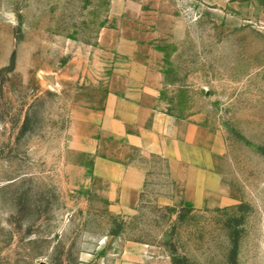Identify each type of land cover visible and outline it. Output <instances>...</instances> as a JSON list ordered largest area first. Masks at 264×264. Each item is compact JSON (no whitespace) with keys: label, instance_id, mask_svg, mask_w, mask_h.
I'll return each mask as SVG.
<instances>
[{"label":"rangeland","instance_id":"obj_1","mask_svg":"<svg viewBox=\"0 0 264 264\" xmlns=\"http://www.w3.org/2000/svg\"><path fill=\"white\" fill-rule=\"evenodd\" d=\"M131 73L207 128L226 203L169 202L151 154L109 209L101 112ZM0 264H264V0H0Z\"/></svg>","mask_w":264,"mask_h":264},{"label":"crops","instance_id":"obj_2","mask_svg":"<svg viewBox=\"0 0 264 264\" xmlns=\"http://www.w3.org/2000/svg\"><path fill=\"white\" fill-rule=\"evenodd\" d=\"M146 74H127L132 80L141 79L142 85H127L116 92L117 102L110 94L101 112V126L106 131L100 140L104 150L95 157L93 166L109 209L128 210L136 203L149 172L144 157L151 154L167 160L174 190L169 202L207 208L226 203L227 189L207 159V128L191 119L159 112L157 85L144 83ZM109 146L112 149L105 150Z\"/></svg>","mask_w":264,"mask_h":264}]
</instances>
